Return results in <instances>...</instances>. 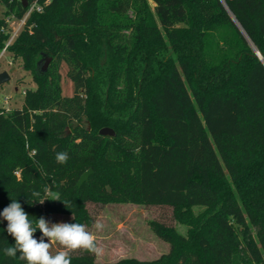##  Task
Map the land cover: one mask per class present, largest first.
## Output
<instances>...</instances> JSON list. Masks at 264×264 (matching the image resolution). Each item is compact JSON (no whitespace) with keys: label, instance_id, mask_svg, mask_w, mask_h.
Masks as SVG:
<instances>
[{"label":"trees","instance_id":"1","mask_svg":"<svg viewBox=\"0 0 264 264\" xmlns=\"http://www.w3.org/2000/svg\"><path fill=\"white\" fill-rule=\"evenodd\" d=\"M151 1L38 0L8 48L36 86L0 108V213L14 199L34 224L69 214L90 227L89 202L170 206L188 230L151 220L171 246L158 258L75 250L72 264H264V0ZM0 2L1 51L8 17L28 6ZM7 223L0 216V264H26L4 255Z\"/></svg>","mask_w":264,"mask_h":264},{"label":"rangeland","instance_id":"2","mask_svg":"<svg viewBox=\"0 0 264 264\" xmlns=\"http://www.w3.org/2000/svg\"><path fill=\"white\" fill-rule=\"evenodd\" d=\"M152 6L154 3L150 0ZM48 3L45 1L44 4ZM5 6L0 2V17L4 14ZM9 25L14 30L19 26V19L11 14L8 17ZM49 56L43 55L40 61L42 68ZM7 70L11 79L0 85V108L20 107L24 103V91L28 87H35L29 72H26L18 59L10 58L7 52L0 60V72ZM63 79L62 90L65 95H72L75 90L72 79L67 75V66L62 67ZM9 98V101H8ZM90 127V124H89ZM88 170V169H87ZM88 210L94 216V224L87 227L97 243L102 249L101 254L97 255L98 261H115L122 257L135 256L142 260H152L158 258L170 249V244L158 237L150 225L151 220L163 221L167 224L176 225V228L186 233L188 225L176 221L173 215V209L170 206H144L135 203H114L101 205L93 202L88 203ZM204 207H193V213H200ZM72 218L69 214H53L50 217V223L67 222ZM103 225L102 230H97L95 224ZM47 242V238H45ZM61 246L56 242H51L52 253Z\"/></svg>","mask_w":264,"mask_h":264},{"label":"clouds","instance_id":"3","mask_svg":"<svg viewBox=\"0 0 264 264\" xmlns=\"http://www.w3.org/2000/svg\"><path fill=\"white\" fill-rule=\"evenodd\" d=\"M68 159L67 152L56 154V162L59 164L67 163ZM45 191L47 192V189ZM32 195L38 197L40 194L33 192ZM51 200H60V197L54 195ZM44 201L42 199L36 202L43 204ZM0 216L8 222L7 233L15 240L12 246L3 249L6 257L12 258L19 254V258L26 261V264H72L71 253L75 250H85L96 255L102 252L86 225L66 222L50 223L44 217L36 219L34 224L18 200L12 199ZM94 226L98 231L103 229L100 223ZM38 229L42 233L39 241L34 238ZM53 241L61 246V250L55 254L51 251Z\"/></svg>","mask_w":264,"mask_h":264},{"label":"water","instance_id":"4","mask_svg":"<svg viewBox=\"0 0 264 264\" xmlns=\"http://www.w3.org/2000/svg\"><path fill=\"white\" fill-rule=\"evenodd\" d=\"M24 7H27L29 5V0H21ZM256 54L260 57L261 60L264 61V57L261 54V52L256 49ZM51 57H48L44 66L41 68L42 71H46L49 67V64L51 62ZM11 79V75L7 70H4L0 72V85H4V83L8 82ZM100 134L102 135H115V130L111 127H103L100 129ZM94 172L92 168H89L86 170L82 176L80 177L78 181V185L81 186L86 180H88L89 176Z\"/></svg>","mask_w":264,"mask_h":264},{"label":"built area","instance_id":"5","mask_svg":"<svg viewBox=\"0 0 264 264\" xmlns=\"http://www.w3.org/2000/svg\"><path fill=\"white\" fill-rule=\"evenodd\" d=\"M42 8L43 7H42V5H40L38 3V0H34L31 4L28 5L27 12L25 13V15L22 16V18L19 19V26L17 28H15L14 30L13 29L11 30V36H10V38L7 40V42L3 46V48H2L3 50L0 51V60L8 52L9 46L14 42V40L19 35V33H21V30L24 27V25H25L28 17L32 13V11H34V10H41ZM24 93H25V91H24ZM8 101H9V98H8ZM8 110H10V109L9 108H5V107L3 108V111H8ZM15 173L16 174H19L18 173V170H16Z\"/></svg>","mask_w":264,"mask_h":264}]
</instances>
